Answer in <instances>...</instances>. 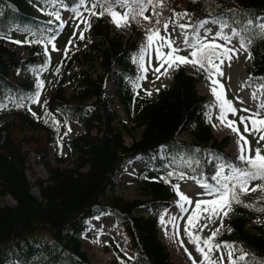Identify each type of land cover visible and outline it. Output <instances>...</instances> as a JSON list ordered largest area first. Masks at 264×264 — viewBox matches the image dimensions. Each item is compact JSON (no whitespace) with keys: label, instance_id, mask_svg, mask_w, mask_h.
Here are the masks:
<instances>
[{"label":"trees","instance_id":"obj_1","mask_svg":"<svg viewBox=\"0 0 264 264\" xmlns=\"http://www.w3.org/2000/svg\"><path fill=\"white\" fill-rule=\"evenodd\" d=\"M36 1L42 6L41 17L33 12ZM165 4L157 11L167 21L181 7L191 14L188 23L192 24L219 17L240 28L248 18L264 21V0H165ZM62 5L76 6L74 0H57L55 6L49 0H0V35L7 37L11 29H16L25 32L28 41H42L27 43L28 54L23 59L0 41V264H94L81 249V235L87 227L86 219L106 213L114 215L117 227L128 238L125 247L134 252L132 259L117 253L119 264H172L159 236V221L175 192L160 177L173 172L168 179L180 183L178 177L183 173L213 183L210 178L221 161L210 154L244 165L225 151L227 136L218 139L212 134L205 96L196 91L199 78L186 73L182 66L155 99L143 92L136 94L130 83L139 75L133 56L138 52L136 39L145 35V29L132 24L131 35L125 38L113 31L108 16L92 17V27L84 33L89 40L81 41L84 46L79 48L77 41V51L47 65L46 71L53 74L58 87L43 107V119L34 120L27 101L26 107H16L20 97L35 92V79L46 72L40 71L47 61L43 44L59 27V21L47 13H62ZM187 31L191 35L192 30ZM224 31L230 32L228 28ZM250 51L253 58L247 67L245 86L259 87L258 78L264 77V38L258 32ZM75 61L77 69H73ZM20 66L23 78L15 75ZM56 67L60 68L58 74ZM112 76L116 77V95L131 127L114 124L116 115L105 96V81ZM199 76H205L202 70ZM66 80L76 82L68 94L63 85ZM45 111L52 117L45 116ZM52 118L60 122L59 131ZM71 121L84 132L66 142L65 132ZM134 129H140L139 138L127 144L123 132L129 135ZM182 130L189 141L177 137ZM22 143L30 148L24 150ZM64 146L66 156L61 155ZM162 148L166 157H158L155 162L153 157ZM31 149L47 169L46 177H37L33 183L27 176ZM49 154L56 165L50 163ZM137 157L143 161L140 188L144 199L126 200L115 193L114 178ZM33 185L39 198L32 192ZM261 195L264 193L250 192L243 199L260 208L264 207ZM5 197L13 203H3ZM226 220L231 231H223L219 241L233 243L256 261H264V227L260 224L264 213L235 206ZM253 220L257 221L256 231L247 227ZM240 254L236 251L233 259Z\"/></svg>","mask_w":264,"mask_h":264},{"label":"snow or ice","instance_id":"obj_2","mask_svg":"<svg viewBox=\"0 0 264 264\" xmlns=\"http://www.w3.org/2000/svg\"><path fill=\"white\" fill-rule=\"evenodd\" d=\"M55 6L57 0H49ZM76 6L72 8L73 19H78L79 23L76 24V29L80 34L78 39H85L84 33L89 31L92 27L91 18H103L108 16L110 22L117 28H127L135 24L145 29V43L140 47L138 52L133 56V62L137 64L139 75L134 81H130L133 89H142L141 81L148 79V74L151 72L155 79H160L161 76H169L170 71L178 70L181 66L190 65L203 71L205 78L209 81L210 91L215 98V104L209 106L210 110L206 113V119L212 122L213 117L211 108L218 109V115L215 117L220 125L228 127L232 133L237 136L238 157L243 167L237 166L222 157H217L210 154L212 159L220 160L217 165L214 175L211 176L210 183L207 180L197 179L196 177H187L181 173L180 180L193 179L195 183L202 189L199 195L208 198L196 199L195 201L187 194L181 191L179 183H172L168 177L173 176V172H168L167 177H160V181L171 184V187L178 197L177 208L180 215H171L167 220L165 213L160 217L161 225L167 230L169 225L176 229V235H179L180 225L177 223L179 219H184L185 224L183 227V234L187 237L188 243L193 245L195 251L200 254V259H192L189 253L192 264H223L224 256L216 259L213 258V253L218 252L223 247L227 251V259L230 264H238V262H247L251 260V264H264V261H256L245 251L242 247L234 246L233 243L221 242L218 237L222 235L225 228L224 221L231 212L234 211L235 206H242L245 208L253 209L255 211L264 213V207L257 208L252 203L244 201L243 197L247 196L250 192L264 193V77L258 78L260 85L256 91L252 92V99L258 100L255 110L248 107H235L233 100L227 97L224 84L221 79L224 78L225 73L223 67L225 62L231 66V61L240 51L247 52L248 59H252L250 51L253 43V37L257 34L264 38V22H259L251 18L245 19L240 28H234L227 23L226 20L217 18L215 20H200L196 24L192 23H177L173 20L170 25L169 22L162 17L161 11L166 7L165 0H74ZM87 12L85 16L81 9ZM99 9V11H97ZM151 10V15H146ZM48 15L54 16L57 21H60L59 28L63 29L66 20L62 18L59 11L48 12ZM173 16L179 20L191 17L188 12L173 13ZM155 17V19H153ZM142 21H147L143 24ZM209 23L219 26V30L212 34V30L207 28ZM83 24V28L80 25ZM172 31H169V28ZM179 28L180 32L177 33L176 29ZM228 28L230 34L225 33L224 29ZM187 29H191V35ZM203 29V35L201 34ZM163 31V34H161ZM75 35V32L74 34ZM0 38H8L0 35ZM47 43L44 46V53L47 57L45 65L41 66L40 71H46L47 65L51 63V54L48 45H51V52H58L56 43V35L45 38ZM236 39L239 47H229ZM224 41L223 44L217 41ZM180 41V42H178ZM16 44L27 43H42L41 40L32 41H18L13 40ZM74 45V40L69 39L68 43L63 49V55L69 56V46ZM186 52V55L181 53ZM154 53L155 65L152 63V55ZM146 55L148 59L146 61ZM163 69V71H161ZM55 72L58 74L60 68L56 67ZM249 81L254 78L249 77ZM155 83V80L152 81ZM243 87V85H242ZM35 92L30 96H22L16 107H26L25 101L29 104H40L41 94L45 89V81L37 77L35 83ZM146 95L151 96L152 92L143 89ZM159 91V89H157ZM139 95V92L136 93ZM242 105L244 101H239ZM44 105L47 101L43 102ZM4 107H7L4 105ZM28 111L32 112L31 107ZM247 113V115L240 114ZM239 114L238 121L235 119ZM36 116L35 112H32ZM45 116L52 117L50 112L45 111ZM229 116L233 119H229ZM43 119V117H37ZM44 123L48 124L49 120L44 119ZM52 123L59 131L60 122L52 118ZM240 125L243 126V133L240 130ZM213 127H217L213 123ZM71 128H68V132ZM252 136L255 139L256 146L253 147L247 136ZM67 135V132H65ZM62 139V138H61ZM197 152L199 149L196 150ZM259 181L260 183L253 184ZM261 200H264V195H261ZM185 214L186 218H185ZM217 221L219 223L217 224ZM210 232L208 236H202L205 230ZM229 232L231 229H227ZM167 235V231H166ZM182 246H183V242ZM185 252L188 249L184 248ZM239 251L241 254L233 259L234 253ZM121 264H124L121 261Z\"/></svg>","mask_w":264,"mask_h":264},{"label":"rangeland","instance_id":"obj_3","mask_svg":"<svg viewBox=\"0 0 264 264\" xmlns=\"http://www.w3.org/2000/svg\"><path fill=\"white\" fill-rule=\"evenodd\" d=\"M42 7L39 3L35 4L34 7V14L36 16H41ZM81 12L84 13L85 16L88 15L87 12H84V9H81ZM183 12V11H179ZM176 12V13H179ZM151 10L146 13V15H150ZM62 18L67 21L63 29H60V31L56 34V40L54 41L56 43V46L58 49H61V51L58 52H51V45H48L51 58L55 60H59L63 56V49L65 48V45L68 43L69 39L72 38L74 40L78 39L79 37V30L76 29V24L79 23L78 19H73V12L72 9H65V11L62 14ZM173 20H176L177 23H187V19L179 20L176 17H172L169 24L171 25ZM84 26L83 24L80 25V28L82 29ZM207 28H210L212 30V34H214V30L217 29V26H212L210 24L206 25ZM114 32L120 33L124 36L129 35V29L127 28H117L113 24ZM169 31H172V28L170 26ZM75 32V35H73ZM176 32L179 33L180 29L177 28ZM163 34V31L162 33ZM13 40L18 41H24L23 40V34L19 33L16 36L10 37V39L5 38L4 44L9 47L11 50H13L17 56L24 57L26 55V47L24 43L16 44L13 43ZM80 40V39H79ZM180 42V41H178ZM145 43V37H140L137 41V48L138 50L140 47ZM217 43L223 44L224 41L218 40ZM80 46H82V43H80ZM229 47H239V44L236 39H233L232 43L228 45ZM75 50V44L69 46V51ZM152 55V63L155 65V58L154 53H150ZM183 55H186L187 53H181ZM148 59V55H146V61ZM249 59L247 54L244 51H240L236 54V56L231 61V66H228V62H225V65L223 67V71L225 73V76L223 79H221V83L224 84L225 92L227 94V97L231 100H233V103L235 107L238 109L241 107H248L252 110H255L254 107V101L251 98V94L248 93L243 96L244 104L242 105L239 101L242 99L243 91L240 89L242 88L245 71H246V65L248 63ZM186 68V71L189 73H193L194 75H198V71L196 68L190 66V65H184ZM138 67V66H137ZM74 68H78L77 62L74 64ZM163 71V69H161ZM174 71H170L169 76H161L160 79L156 80L155 76L149 72L148 79L141 81L142 89L140 91H144L143 89H147L152 92V95L155 96L157 89H160L163 85L168 84L171 81V75ZM48 76V75H47ZM47 78V77H46ZM155 80V83H152V81ZM54 83V82H53ZM68 84V91L71 90L72 86L76 85V82H73L71 84ZM106 85L108 87V93L107 98L109 101V107L110 109L115 113L116 118L114 121L115 126L118 128L122 127L121 123L126 124L127 127H131L132 124L128 120V117L126 116V113L122 107V105L118 102L115 92L117 90V86L115 85V77H111L109 80L106 81ZM197 92L200 94L206 95V97L211 100V103H209V106H212L215 104V98L212 95L210 91V84L209 81L204 77L199 80V82L196 85ZM145 92V91H144ZM211 113L213 120L212 122H209L212 130L214 131V134L221 138L222 136L229 134L230 136L229 143L226 147V151L231 153L234 157H238V146H237V136L236 134L232 133L231 130L228 127H225L223 125H220L219 121L215 119V117L218 115V109L213 107L211 108ZM247 115V113H240ZM37 115V113H36ZM229 119H233V117L229 116ZM235 119L238 121L239 114ZM213 123L217 125V127H213ZM240 130L243 133V126L240 125ZM80 128L76 125H73V130L70 135H74L78 132H80ZM31 131H29L30 133ZM124 133V139L127 144H130L133 140L138 139L140 135V129H134L132 131V134ZM245 136L250 140L253 147L256 146L255 139L252 136H248L247 133H244ZM178 138L183 140H190L189 135L185 130H182L178 134ZM22 147L24 150H26L28 147L25 143H22ZM30 154L28 156V170L27 175L28 179L31 183L34 182V180L37 177L43 178L46 175L45 167L43 166V163L39 160L38 155H36V152L30 150ZM63 155H66V149L63 151ZM141 167V162L137 160ZM138 164V163H135ZM54 166V164H52ZM56 165V164H55ZM132 169H129L128 171L123 170L120 174H118L114 180L115 187L114 191L116 194L122 196L126 200H131L135 198L144 199V196L142 194V190L140 188V173L142 170V167L138 169L135 165H130ZM205 180V179H203ZM181 191L185 194L189 195L194 201L196 199H202V198H208L203 197L199 195V193L202 192V189L195 183L193 179H184L181 181L180 184ZM33 194L38 196V188L33 185L32 187ZM178 197L177 195L172 198V205L167 208L164 212L168 213V215H165V219L167 220L171 215H180L179 209L177 208ZM3 203H9L12 204L13 201L9 200V198H4L2 200ZM185 214V218H186ZM177 223L180 225L179 235H176V229L173 228L171 225L167 228V230L161 225V235L163 238V241L168 246V249L170 251L171 260L173 264H192V259H200V254L195 251V248L193 245L188 243V239L183 234V227L185 224L184 219H179ZM219 221H217V224ZM225 228L224 230L229 229V226L226 222V219L224 221ZM257 224L256 220H253L248 223L247 227L250 228L252 231H256L255 225ZM264 227V221L260 223ZM88 229L85 231V233L81 236V247L86 252L89 260L93 263L98 264H117L116 260V250H118L124 257L126 258H132L133 253L126 250L124 248V244L127 240L125 234L118 230L115 225V220L113 219L112 215L106 214L103 215L101 220H92L89 221ZM167 231V235H166ZM210 235V232L206 229L204 233H202V236H208ZM183 242V246L182 243ZM188 249V252H185L184 248ZM189 253H191L192 259L189 257ZM220 256H224L225 259L223 260V264H228L230 261L227 259V251L222 247L220 251L213 253V258L216 259ZM9 264H17L16 262L12 261Z\"/></svg>","mask_w":264,"mask_h":264},{"label":"bare ground","instance_id":"obj_4","mask_svg":"<svg viewBox=\"0 0 264 264\" xmlns=\"http://www.w3.org/2000/svg\"><path fill=\"white\" fill-rule=\"evenodd\" d=\"M129 169H132V167L130 166V165H128L127 167H126V171H128ZM102 218V217H101ZM101 218H99V219H97V220H101ZM90 221H92V220H90Z\"/></svg>","mask_w":264,"mask_h":264}]
</instances>
